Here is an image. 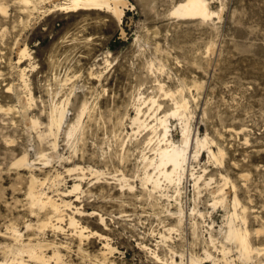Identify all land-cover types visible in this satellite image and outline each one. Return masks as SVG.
Returning <instances> with one entry per match:
<instances>
[{"label": "rangeland", "instance_id": "1", "mask_svg": "<svg viewBox=\"0 0 264 264\" xmlns=\"http://www.w3.org/2000/svg\"><path fill=\"white\" fill-rule=\"evenodd\" d=\"M32 1L33 6L25 12L17 0H0L6 7V13H0V105L15 107L8 115L0 113V233L12 224L24 233L26 221L36 223L46 214L28 202L29 171L12 165L26 152L37 163L33 173L40 179L49 177L48 183L37 189L53 199L63 198L62 192L74 182L76 175L68 174L67 168L90 166L105 173L99 181L86 174L81 183L83 193L73 205L106 218L107 229L97 216L76 215L82 225L107 236L115 248L106 256L107 264H158L150 251L168 264L171 257L179 262V255L185 264L189 255L203 256L205 250L221 259V245L230 250L228 258L235 264H257L255 255L252 262L241 261L235 244L224 240L222 227L232 198L228 188L227 205L214 209L208 206L209 194L200 189L202 203L198 208L204 217L187 216L182 232L160 241L163 226L175 223L163 213L166 207L174 210L175 195L168 188L150 199L141 188L140 157L142 150L151 154L144 144L151 133L146 129L131 136L129 118L135 114L133 104L139 97L153 98L160 104L158 109L150 104L142 106L141 118H146L149 125L154 124L153 113L159 117L173 107L172 98L164 91L175 92L177 99L185 97L191 136H207L214 142V151L216 147L223 150L219 163L209 160L203 150L199 162L190 161L193 172L205 168V175L215 179L211 184L214 189L221 184L219 173L234 182L240 203L247 207L252 245L263 247L264 232L256 236L252 231L264 228V0H210V8L219 14L211 20L170 15L179 0H123L126 7L121 23L102 11L50 12L53 4L64 0ZM21 48H26L30 57L18 65ZM21 66L29 70L25 79L34 98L30 107L23 105L29 117L35 115L41 121L37 129L31 130L28 120L18 113L21 109L14 93L25 95ZM193 83L198 87H192ZM9 85H13L11 93L5 91ZM65 99L66 124L57 135L56 152L60 157L43 168L36 153L39 149L50 152V138L40 140L36 131L45 129L51 104ZM83 101L89 108L81 118L79 131L69 140L64 135L66 127L75 120ZM178 120L169 118L170 135L176 143L181 140ZM120 172L135 186V195L125 191L121 197L112 178ZM57 173L60 177L52 181ZM192 184L188 172L182 204L189 212L194 199L198 203ZM63 199L73 201L75 197ZM64 212L71 214L70 210ZM194 221L197 230L193 233ZM235 223L240 224L237 220ZM62 226L63 233L46 231L44 238L67 246L61 249L65 264H99L96 259L102 257L104 241H84L80 251L71 229L65 223ZM210 234L213 245L208 241ZM47 252L50 254V249Z\"/></svg>", "mask_w": 264, "mask_h": 264}, {"label": "bare ground", "instance_id": "2", "mask_svg": "<svg viewBox=\"0 0 264 264\" xmlns=\"http://www.w3.org/2000/svg\"><path fill=\"white\" fill-rule=\"evenodd\" d=\"M17 1L22 5V9L25 12L29 10L30 6H33L32 0ZM45 1L52 3V0ZM209 1L210 0H179L172 6L170 15L184 20H211L213 16H218L219 14L210 8ZM125 2L123 0H64L62 3L53 4L52 8L49 10L50 12H59L63 14L76 13L79 11H102L110 13L118 23H121L124 16V7H126ZM33 9L34 7L32 10ZM0 13H6V7L2 4H0ZM18 50L19 57H17L18 59L16 64L19 65L22 64L27 57L29 58L30 55L28 54L26 48H21ZM28 64L30 67V63ZM31 69L33 70L34 67H31ZM25 71L28 72L29 70L22 66L19 68V74L25 89V95L22 97L16 92L14 93V96L17 101V105H19V108L21 109L18 113H20V116L23 119L28 120V124L32 130V128L37 129V127L41 126L42 123H40L41 121H39V118L35 115H31V117H29L27 113L28 109L24 106L25 104H28V107H30V104L34 101L32 93L28 88V84L25 79ZM97 77H100V75H97ZM191 86H195L196 88L198 87L196 84ZM159 88L161 91H164V88L161 85H159ZM180 89L182 90V88ZM188 90L189 89H187V91ZM5 91L7 93H11V91H13V85L7 86ZM164 92L166 96H170L172 98L171 100L173 107L170 111H163V115L159 117L156 115V113H153L152 118H154V124L149 125L146 118H141L143 114V105L150 104L151 107L156 106L157 109L160 108V104L153 98L145 100L144 98L139 97L136 100L137 103L133 104L135 114L129 118L131 136H137L141 133V131L146 129H148L151 133V136L144 140L145 148L148 147L151 154L148 155L142 150L140 157L142 162V177L139 179V184L141 185V188L145 191V193H147V197L150 199L153 198V194L161 193V191L168 188H171L175 195L173 197L175 201L174 210L173 208L171 209L166 207L163 211L165 216L175 219V223L171 226H163V233L159 234L160 241L162 243L166 242L171 238L172 233L179 234L182 232V227L187 216H199L201 218L204 217V213L198 208L199 203H202V201L199 199L200 189H204L209 194V197L211 198L209 199L208 206H211L214 209L217 206H223L224 208V206L227 205V192L225 189L228 188L232 193V198L228 202L230 212L227 211L224 227H222L224 229V240L235 244L238 252V258L241 261H244L245 263L252 262L251 260L254 258L253 255H255L256 258L254 261H257V264H264V246L260 248L259 246L254 247L252 245L250 239L251 231L248 227L247 218L245 216L247 207L240 203L237 197L236 185L234 182L231 181L226 176V174L223 175L219 173V180L221 181V184L218 188L214 189V187H211V184L215 183V179L209 175H205V168H203L200 172H193V169L190 165V161L192 160L199 162V157L203 150L206 151L209 160L218 162L223 156V150L219 147H216V151H214L211 148V146L214 145V142L208 139L207 136H191L186 114L188 100L185 97H180L181 99H177L176 96L178 95H174L175 92H171L170 90ZM67 105V99L57 104L52 103L46 114L47 123L44 125L45 129L43 131H36L37 138L40 140H43L44 138H50L47 141L50 152H47L45 149H39L36 153V160L41 162V166L43 165V168L48 166L54 158L60 157L58 152H56L57 135L63 126L62 124L65 122ZM87 105L88 102L83 101L76 117L73 118L75 120H73V122L71 121L67 125L64 134L67 139L70 140L73 138V135L76 134L75 132H77L78 127L81 124V118L89 108ZM14 109V106L4 107L0 105V113L5 115H8ZM170 117H177L180 120L181 140L179 143L174 142L171 138L172 136L170 135L169 128ZM120 160H123V156ZM35 164L37 163H35L34 160H30L28 154L24 152L18 159L15 160L12 165L18 167L19 170L23 169L29 171V184L27 187L28 202L31 206L36 207V209L38 208L40 211H45V217L43 216L44 218L42 219L38 218L36 223H32V221H26L23 224L25 228L24 233L15 224L6 227L5 232L0 233V236L5 240V242L0 243V249L2 250L3 254V257L0 259V264H65L63 259L64 255L61 253V249H65L67 246L60 242L57 243L55 240L49 241L44 238L46 231H51L53 234L59 232L63 233V223H65V225L71 229V234L76 237L78 241L76 248H78L80 251L83 250L82 244L84 241L94 238L103 240V249L100 254L102 257L100 259H96V262L99 264H107L106 256L111 255L115 251V248L110 245L107 236H104V234L95 230H90L87 226L82 225L76 218V215L81 217L88 216L91 218L97 216L100 224L103 225L105 229H107L105 223L106 218L103 216V214L95 211L86 213L81 207L73 205V202L79 200L80 197L78 195L83 193L81 183L86 179V174L90 175L92 178H95L96 181H99L100 178L105 175V173L100 169L92 168L90 166L84 168L75 165L73 167L67 168L65 171L68 174H75L76 176L73 177L74 182L72 185H70V188L66 192H62V197H75V200L70 201V199L67 200L63 198L53 199L51 196H48V194L41 191V189H37L48 183L49 177L44 179L38 178V176L33 173V170L36 169V167H34ZM188 172L192 177V189L195 191L197 195L196 199L198 200V203H196L194 199L193 207L190 212L185 207H183L182 204L184 179L187 177ZM241 176L245 177V175ZM59 177L60 175L57 173L52 181H56V179ZM112 178L118 185V190L120 191L119 193L121 197L124 195L125 191L135 195V186L129 182L128 178L122 172H120L118 175H114ZM120 202L123 201L120 200ZM65 210H70L71 214L65 213ZM31 213L35 214V212ZM206 213L208 214V212ZM208 215L210 217V214ZM37 217H39V215ZM235 220L239 221L240 224L235 223ZM191 228L193 233L197 230L195 221L191 224ZM208 228L210 229V224H208ZM252 232L254 235L259 236L262 234V232H264V228H257ZM208 238L210 244L213 245L211 234ZM143 247L145 248V246ZM220 248L221 249L219 252L221 253V259L213 257L208 251L205 250L203 256H197L196 254L189 255L185 264H220L219 260L224 264H235L232 259L230 260L228 258L230 250L224 245H221ZM49 249L51 251L50 254L47 252ZM171 249L172 248L169 249L170 252ZM171 253L174 256L176 255L173 252ZM150 254L158 264H168L167 260H162L156 253L150 251ZM179 257V262L175 261L172 257L169 258L171 259L170 264H183V256L179 255Z\"/></svg>", "mask_w": 264, "mask_h": 264}]
</instances>
